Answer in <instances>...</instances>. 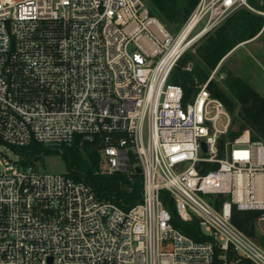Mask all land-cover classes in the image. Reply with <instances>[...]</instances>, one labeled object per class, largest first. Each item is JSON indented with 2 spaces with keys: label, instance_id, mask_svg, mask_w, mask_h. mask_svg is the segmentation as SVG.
<instances>
[{
  "label": "built area",
  "instance_id": "obj_1",
  "mask_svg": "<svg viewBox=\"0 0 264 264\" xmlns=\"http://www.w3.org/2000/svg\"><path fill=\"white\" fill-rule=\"evenodd\" d=\"M255 2L263 9L199 0L173 36L146 0H0V142L97 139L104 171L142 174L141 200L124 209L0 153V264H264L231 222L232 205L264 217V143L248 129L229 137L232 116L208 89L216 70L189 98L168 83L184 51L236 10L264 17ZM162 190L209 240L172 224Z\"/></svg>",
  "mask_w": 264,
  "mask_h": 264
},
{
  "label": "trees",
  "instance_id": "obj_2",
  "mask_svg": "<svg viewBox=\"0 0 264 264\" xmlns=\"http://www.w3.org/2000/svg\"><path fill=\"white\" fill-rule=\"evenodd\" d=\"M151 14L157 16L164 24L172 28L182 26L189 14L198 4L199 0H146ZM258 9L263 6L250 0ZM262 30V31H261ZM261 31L264 44V18L246 8H240L229 15L224 22L209 34L196 47L195 54L198 60L194 61L191 70H185L181 66H174L170 72L168 83L182 86L185 98L192 96L197 85L207 79L210 69L217 66L223 57L235 46L245 42ZM183 61H190L193 56L183 55ZM224 88L216 81L210 80L208 89L210 93L219 98L232 116V122L237 117L240 125L237 130L233 128L229 137H238L243 130L248 129L251 140L264 141V95L256 91L245 79L226 71L223 79ZM238 108L237 116H234ZM224 139L221 140L222 148ZM21 157V163L26 164L36 159L38 153L45 151L50 154L60 150V155L65 164L66 173L76 180H83L90 184L98 198L103 201H111L124 209L139 202L142 198V174L133 172L126 175L120 172L109 173L100 167V154L98 151V140H82L76 135L70 145L63 144L52 150L42 144L32 141L21 147H10ZM164 206L172 215V224L184 233L196 240H209L198 226V221L193 219L189 222L180 220L176 213L170 194L166 190L160 192ZM220 201L215 203L218 208ZM262 210H239L235 205L231 208V222L243 231L247 236L258 239L264 245V235L256 231V221L262 216ZM247 264H251L246 261ZM218 264H220L218 262Z\"/></svg>",
  "mask_w": 264,
  "mask_h": 264
},
{
  "label": "rangeland",
  "instance_id": "obj_3",
  "mask_svg": "<svg viewBox=\"0 0 264 264\" xmlns=\"http://www.w3.org/2000/svg\"><path fill=\"white\" fill-rule=\"evenodd\" d=\"M223 22L215 26L207 34L202 36V38L194 41L184 51L182 56L185 54L189 56H193L192 60L188 62L185 60L183 61V59H181L182 57L181 56L176 62L175 66H181L183 69H185L186 67H190V70H191L193 68L194 61L198 60L195 54L196 47L200 44L202 40H204L205 37L213 33L214 30L217 27H219ZM166 27L173 36L179 30L178 28L174 29L167 25ZM198 28L199 27H197L196 30H198ZM262 37H263V34L262 35L257 34L253 38L245 42H242L244 45L243 44L240 45L232 54L227 56V59L225 61H220L216 67L209 70L207 78L211 75L213 71L216 70L214 77L211 80L216 81L222 88H224L223 79L226 76V71L233 70L237 74L241 75L259 93L264 95V44L262 42ZM221 75L223 77H221ZM237 111H238V108H236L234 111L235 117L237 116L236 115ZM239 125H240V120L236 117L234 122H232V128L234 130H237ZM262 142L264 143V141ZM52 150H55V149H52ZM60 152H61L60 150H57V152H52L48 154L45 151H41L40 153H38L36 160H34V165L37 168H40L41 170H45L48 172H66L65 164L62 160ZM0 153L6 154L12 158L16 157V153L12 150V148L5 146L1 142H0ZM256 227L258 228L261 227L263 229L262 231L264 232V222L263 221L258 222L257 220ZM251 239H253L256 243H258L264 248V245L261 244L258 239H255V238H251ZM239 264H247V263H246V260L242 259V260H239Z\"/></svg>",
  "mask_w": 264,
  "mask_h": 264
},
{
  "label": "crops",
  "instance_id": "obj_4",
  "mask_svg": "<svg viewBox=\"0 0 264 264\" xmlns=\"http://www.w3.org/2000/svg\"><path fill=\"white\" fill-rule=\"evenodd\" d=\"M243 45H244V44H243ZM238 47H239V46H238ZM238 47L235 46V47L232 49L233 51H232L230 54H232V53H233ZM227 54H228V53H227ZM227 54H226V55H227ZM230 54H229V55H230ZM226 55H225V56H226ZM229 55H228V56H229ZM226 59H227V56H226V57H223V60H221V61H225ZM232 71H233V70H232ZM233 73H235L236 75L242 77L241 75L237 74V73L234 72V71H233ZM242 78H243V77H242ZM243 79H244V78H243ZM253 88H254V87H253ZM254 89H255V88H254ZM255 90H256V89H255ZM256 91H257V90H256ZM260 94H261V93H260ZM262 221L264 222V217L261 216V217H259L258 222H262ZM262 230H263V229H262L261 227H259V228L256 227V231H257V233L260 234V235H264V232H263Z\"/></svg>",
  "mask_w": 264,
  "mask_h": 264
},
{
  "label": "water",
  "instance_id": "obj_5",
  "mask_svg": "<svg viewBox=\"0 0 264 264\" xmlns=\"http://www.w3.org/2000/svg\"><path fill=\"white\" fill-rule=\"evenodd\" d=\"M201 147H202L203 150H205L204 142L201 143ZM129 157H130V159L132 161H135V156H134V154L132 152H129ZM136 172L141 173V168L140 167H136Z\"/></svg>",
  "mask_w": 264,
  "mask_h": 264
},
{
  "label": "bare ground",
  "instance_id": "obj_6",
  "mask_svg": "<svg viewBox=\"0 0 264 264\" xmlns=\"http://www.w3.org/2000/svg\"><path fill=\"white\" fill-rule=\"evenodd\" d=\"M188 30V28L186 29V31ZM186 31L185 32H183V34H181L180 35V37H179V39H178V41H177V46H179L180 44H181V40L183 39V36L185 35V33H186ZM256 38V37H255ZM243 43H241V44H239L238 46H240V45H242ZM238 46H236V47H238ZM233 50H231L226 56H228L231 52H232ZM225 56V57H226ZM247 136V134H245V137Z\"/></svg>",
  "mask_w": 264,
  "mask_h": 264
}]
</instances>
